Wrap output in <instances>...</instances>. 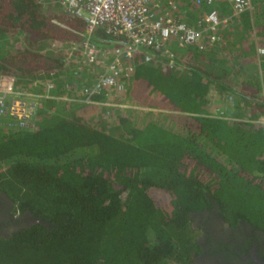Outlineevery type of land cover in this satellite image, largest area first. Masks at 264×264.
<instances>
[{"label":"trees","instance_id":"obj_1","mask_svg":"<svg viewBox=\"0 0 264 264\" xmlns=\"http://www.w3.org/2000/svg\"><path fill=\"white\" fill-rule=\"evenodd\" d=\"M173 2L193 26L211 9L229 14L221 1ZM58 6L0 0V75L12 76L15 89L39 92L33 81H52L54 91L68 81L91 83L86 65L72 77V58L52 47L71 48L85 35L83 21ZM13 37L21 44L8 52ZM215 37L205 35L201 49L170 47L173 68L163 66L161 52L152 62L135 58L126 90L102 91L94 96L99 104H86L91 110L39 98L25 127L0 124V192L11 213L39 219L0 236V264L184 261L198 247L190 216L212 203L230 225L245 221L264 232V54L257 51L264 48V0H252L251 17L229 16ZM92 40L120 42L99 29ZM210 90L219 104L231 97L241 120L202 115ZM125 98L164 113L138 119L140 110L117 105Z\"/></svg>","mask_w":264,"mask_h":264},{"label":"built area","instance_id":"obj_2","mask_svg":"<svg viewBox=\"0 0 264 264\" xmlns=\"http://www.w3.org/2000/svg\"><path fill=\"white\" fill-rule=\"evenodd\" d=\"M212 6L221 1L228 5L230 16L252 12L251 0H194ZM63 12L80 18L84 23V38L74 44L70 62L72 77L78 75L82 65L89 68L93 76L88 86H78L73 81L59 86L57 95L52 81H33L40 85L41 93L14 88V78L0 75V124L5 127H25L35 115L39 98L68 101L78 106L99 104L94 99L102 91L123 92L131 77L135 58L152 62L155 54L165 57L163 66L174 67V53L170 47L202 48L203 34L214 32L229 17H219L215 9L196 19L195 25L186 23L187 11L173 0H58ZM99 29L108 37L118 38L115 46H98L92 40V32ZM264 54V49L258 50ZM67 63V62H65ZM56 91V90H55ZM229 99V97H228ZM216 118V117H214ZM218 118V117H217ZM218 119H230L220 117Z\"/></svg>","mask_w":264,"mask_h":264},{"label":"flooded vegetation","instance_id":"obj_3","mask_svg":"<svg viewBox=\"0 0 264 264\" xmlns=\"http://www.w3.org/2000/svg\"><path fill=\"white\" fill-rule=\"evenodd\" d=\"M11 209V200L0 192V236H9L39 220L28 211L16 214ZM190 217L198 247L186 260L166 264H256L257 259L264 262V232L260 229L245 221L230 225L215 203Z\"/></svg>","mask_w":264,"mask_h":264},{"label":"rangeland","instance_id":"obj_4","mask_svg":"<svg viewBox=\"0 0 264 264\" xmlns=\"http://www.w3.org/2000/svg\"><path fill=\"white\" fill-rule=\"evenodd\" d=\"M252 1V0H251ZM58 8V10L61 11V8L58 6L56 7ZM263 12V11H262ZM203 14H198L200 15L197 19H203ZM250 14V17L252 16V13H249ZM230 16V13L226 15V17H229ZM228 22V21H227ZM226 22V23H227ZM226 23H221V24H226ZM210 33H204L203 34V38L206 36H209ZM214 35H215V32H214ZM14 36V35H13ZM21 38H12V39H8V45H6L5 49L8 50V52H11L12 50H14V45H17V44H21V42L19 41ZM53 44V43H52ZM57 47L61 50H63L65 52V56L66 57H71L73 58V54L71 53V50H72V47L69 48V47H66L65 45H52V47ZM261 49H264V48H259L257 49L258 50H261ZM40 88V87H39ZM42 90V88H40ZM41 90L40 93H41ZM24 91V90H23ZM25 91H28V90H25ZM53 91V92H52ZM52 91H49V94H53V95H57L59 92L56 90H52ZM29 92V91H28ZM31 92H34V91H31ZM217 92L214 91V90H210L209 93L207 94V98H208V103L205 107V110L204 112H202L201 114L202 115H206V116H209V117H223V118H230V119H226V120H241L240 118L234 116L233 112L231 111V107H233V100L231 99V97H229L228 99V96L226 98V100L223 102H221L220 104L217 102L218 100H220V97H218V100H217ZM217 100V101H216ZM59 101H62V100H59ZM64 102H68V101H64ZM69 103V102H68ZM73 104V103H72ZM219 104V105H218ZM117 105H119V107H122V108H126V109H138L142 112V115L140 117H138V119H141L144 114L147 116L148 113L147 112H150V111H157V112H161V113H164L163 110H155V109H148L146 107H142V106H138L132 99L130 98H125V101L123 103H118ZM86 106V108H88L87 110H91L92 108L89 106V105H84ZM82 106H78V105H75L73 104L72 108H80ZM163 111V112H162ZM97 115L93 114L91 115V118H96ZM247 119V118H246ZM246 119H243V120H246ZM260 120L258 121L259 124L263 125L264 127V115L262 117L259 118ZM253 121V120H252ZM257 121V120H255ZM139 122V121H138Z\"/></svg>","mask_w":264,"mask_h":264},{"label":"water","instance_id":"obj_5","mask_svg":"<svg viewBox=\"0 0 264 264\" xmlns=\"http://www.w3.org/2000/svg\"><path fill=\"white\" fill-rule=\"evenodd\" d=\"M36 222H38V221H36ZM255 263H256V264H264V262H262V261H260V260H258V259L255 261Z\"/></svg>","mask_w":264,"mask_h":264},{"label":"crops","instance_id":"obj_6","mask_svg":"<svg viewBox=\"0 0 264 264\" xmlns=\"http://www.w3.org/2000/svg\"><path fill=\"white\" fill-rule=\"evenodd\" d=\"M252 2V1H251ZM185 10V9H184ZM207 13V12H206ZM188 16H186V23H188V20H187ZM190 24V23H188ZM190 25H193V24H190Z\"/></svg>","mask_w":264,"mask_h":264},{"label":"clouds","instance_id":"obj_7","mask_svg":"<svg viewBox=\"0 0 264 264\" xmlns=\"http://www.w3.org/2000/svg\"><path fill=\"white\" fill-rule=\"evenodd\" d=\"M248 13V12H247ZM252 13V12H251Z\"/></svg>","mask_w":264,"mask_h":264}]
</instances>
